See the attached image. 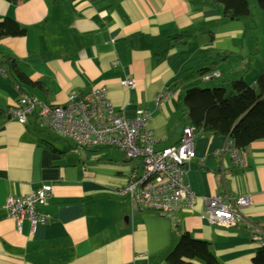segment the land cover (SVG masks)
<instances>
[{"label":"crops","instance_id":"0c3cea01","mask_svg":"<svg viewBox=\"0 0 264 264\" xmlns=\"http://www.w3.org/2000/svg\"><path fill=\"white\" fill-rule=\"evenodd\" d=\"M251 15L227 18L209 0H28L18 6L0 0V22L11 19L26 34L0 39V264H166L183 234L207 242L220 264H253L264 236V141L243 151L235 166L226 137L198 133L196 158L187 183L197 197L250 196L237 230L211 226L200 201L193 211L161 216L141 212L117 193L138 166L113 152L82 150L47 135L37 115L25 125L10 116L24 96L52 108L70 96L105 89L124 118L150 116L156 151L175 148L186 128L177 84L203 70L221 79L192 83L255 87L264 73V16L257 0ZM14 59L32 83L20 91L7 63ZM134 80V90L121 84ZM163 97L161 104L157 103ZM219 154L221 156H219ZM118 155V154H117ZM45 185L53 193L39 213L52 222L21 231L5 202L26 198ZM193 264H201L194 261Z\"/></svg>","mask_w":264,"mask_h":264},{"label":"built area","instance_id":"2783aa9c","mask_svg":"<svg viewBox=\"0 0 264 264\" xmlns=\"http://www.w3.org/2000/svg\"><path fill=\"white\" fill-rule=\"evenodd\" d=\"M219 79L221 74L216 73L203 81L210 83ZM121 86L134 90L135 81L126 80ZM162 101L163 97L157 103ZM33 114L51 135L79 149L117 150L128 163H138L128 183L117 190L118 194L129 198L133 208L167 216L193 211L200 201L204 208L202 215L215 228L235 231L245 221V213L251 206L250 196L199 198L191 191L187 177L188 167L196 158L194 142L198 133L194 129L184 130L177 147L156 151L149 130L150 116L139 111L134 120L124 118L109 101L105 89L85 96L72 94L68 106L60 108L48 107L35 98L24 96L10 111V116L22 125ZM228 150L233 165L244 166L243 152L230 146ZM52 193L53 187L45 185L26 198L11 196L6 200L5 210L16 223L17 230L21 231L25 222L30 224L32 231L52 222L51 217L39 213ZM253 241L258 247H264V236L256 235Z\"/></svg>","mask_w":264,"mask_h":264},{"label":"trees","instance_id":"16d2710c","mask_svg":"<svg viewBox=\"0 0 264 264\" xmlns=\"http://www.w3.org/2000/svg\"><path fill=\"white\" fill-rule=\"evenodd\" d=\"M2 1L18 6L28 0ZM209 1L221 5L227 18L241 20L251 15L249 0ZM257 3L264 16V0H257ZM25 34L26 30L14 20L6 19L0 22V39L21 38ZM7 65L14 84L20 91L42 85L40 82L32 83L19 70L14 59ZM210 73L209 70H203L177 84L184 93L181 119L186 127L194 129L197 133L226 137L242 152L254 143L264 141V74L260 76L255 87L241 80L233 82L231 93H227L224 87L210 90L192 86L193 82L204 79ZM194 261L201 264H220L209 243L194 240L185 233L167 256L166 264H193ZM253 264H264V247L256 250Z\"/></svg>","mask_w":264,"mask_h":264},{"label":"rangeland","instance_id":"374dc122","mask_svg":"<svg viewBox=\"0 0 264 264\" xmlns=\"http://www.w3.org/2000/svg\"><path fill=\"white\" fill-rule=\"evenodd\" d=\"M264 74V73H263ZM260 78V77H259ZM258 78V79H259ZM217 86V84L214 86V84L213 85H207V86H204L206 89H214L215 87ZM230 95V94H229ZM45 133L47 134V135H50V133L47 131V130H45ZM53 137H55V136H53ZM56 138V137H55ZM74 145V144H73ZM75 147H76V145H74ZM110 150H103L102 152H109ZM112 152H113V154H116V156H117V158L118 159H120L121 160V162H123L124 161V159H123V157H122V155H119L120 153H118V152H115V150H111ZM110 151V152H111ZM95 152H98V153H100L99 152V150H96ZM118 154V155H117Z\"/></svg>","mask_w":264,"mask_h":264}]
</instances>
